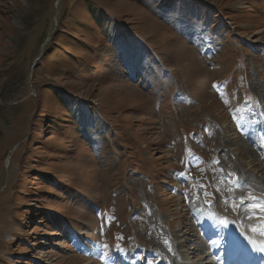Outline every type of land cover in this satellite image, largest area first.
Returning a JSON list of instances; mask_svg holds the SVG:
<instances>
[{"label": "rangeland", "instance_id": "obj_1", "mask_svg": "<svg viewBox=\"0 0 264 264\" xmlns=\"http://www.w3.org/2000/svg\"><path fill=\"white\" fill-rule=\"evenodd\" d=\"M56 1L0 0V264L226 245L222 264L264 241V0Z\"/></svg>", "mask_w": 264, "mask_h": 264}, {"label": "trees", "instance_id": "obj_2", "mask_svg": "<svg viewBox=\"0 0 264 264\" xmlns=\"http://www.w3.org/2000/svg\"><path fill=\"white\" fill-rule=\"evenodd\" d=\"M169 1V0H167ZM159 3V2H158ZM202 7L200 6V8H198L197 10H199L200 12H197V14L201 13V9ZM196 14V15H197ZM98 14H95V16H97ZM205 24L207 23V21L205 20H208V18H203ZM203 22V23H204ZM194 25H198V24H194ZM195 26V27H196ZM187 28V27H185ZM123 37V36H122ZM120 38H117V37H114V40H118ZM56 94H58V92H55ZM59 95V94H58ZM87 106V103L81 99L78 100L77 104L75 105H70L68 107L69 111L75 115L77 118H78V126L80 127L79 129H83L81 130V134L82 135H87L88 139H94V137L92 136V134H89V131L93 128L96 127V130H102V126L105 127L106 125H104L103 123V119L102 118H99V117H95L93 115H88V118H83V114L86 110H93V109H89V108H85ZM93 113L94 114V111H89L88 114H91ZM95 115V114H94ZM103 123V124H102ZM88 125L87 128L84 129V126ZM95 125V126H94Z\"/></svg>", "mask_w": 264, "mask_h": 264}, {"label": "bare ground", "instance_id": "obj_3", "mask_svg": "<svg viewBox=\"0 0 264 264\" xmlns=\"http://www.w3.org/2000/svg\"><path fill=\"white\" fill-rule=\"evenodd\" d=\"M8 159V158H7ZM249 241V239H247V237H245V238H243V242H244V245H249V246H247V248L249 249H247L245 246L243 247L245 250L243 251V252H247L245 255H243L242 257H240L239 255H238V258L236 259V258H231L230 259V261L232 262L233 261V263H231V264H251L250 262H247L246 263V261H248L250 258H253L254 259V261H256L257 259H258V255H259V252L257 253V254H255V255H253L252 256V254H248L249 253V251H251V252H257V251H255L254 250V248H253V245L251 244V242L249 241V243H247ZM243 242H241V244L243 243ZM246 243V244H245ZM237 247H238V245H237ZM227 258H229V255H227ZM244 260H246V261H244ZM260 260V259H259ZM261 261V260H260ZM254 263V262H253Z\"/></svg>", "mask_w": 264, "mask_h": 264}, {"label": "snow or ice", "instance_id": "obj_4", "mask_svg": "<svg viewBox=\"0 0 264 264\" xmlns=\"http://www.w3.org/2000/svg\"><path fill=\"white\" fill-rule=\"evenodd\" d=\"M251 199L256 200L258 198L252 197ZM206 203H208L206 201ZM243 204V198H241V205ZM239 205H233L234 210L238 208ZM253 209H259L261 212H264V203H255L251 205ZM221 224H227L228 221L224 218H221L220 220ZM251 244L253 245L254 250L259 252H264V241H260L259 243L256 240H250Z\"/></svg>", "mask_w": 264, "mask_h": 264}, {"label": "water", "instance_id": "obj_5", "mask_svg": "<svg viewBox=\"0 0 264 264\" xmlns=\"http://www.w3.org/2000/svg\"><path fill=\"white\" fill-rule=\"evenodd\" d=\"M58 2V0L56 1V3Z\"/></svg>", "mask_w": 264, "mask_h": 264}]
</instances>
